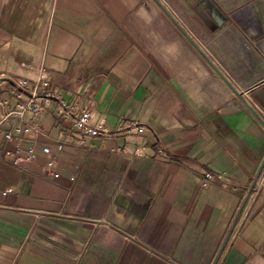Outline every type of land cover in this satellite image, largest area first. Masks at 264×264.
Masks as SVG:
<instances>
[{"label": "crops", "instance_id": "obj_1", "mask_svg": "<svg viewBox=\"0 0 264 264\" xmlns=\"http://www.w3.org/2000/svg\"><path fill=\"white\" fill-rule=\"evenodd\" d=\"M40 73L0 124V264H264V0H0V118Z\"/></svg>", "mask_w": 264, "mask_h": 264}, {"label": "built area", "instance_id": "obj_2", "mask_svg": "<svg viewBox=\"0 0 264 264\" xmlns=\"http://www.w3.org/2000/svg\"><path fill=\"white\" fill-rule=\"evenodd\" d=\"M14 91L19 96L22 94L23 90L26 86H29L28 96L26 99L20 101L13 108H9L5 111L2 118H0V124L8 117L14 116L20 120H22L27 112L30 113H38L41 111V100L49 97L51 95L49 90L48 81L43 76L42 73L38 75V77L33 81H28L27 79H21L15 83H13ZM59 114L67 119H71L74 128L81 134L97 137V136H114L117 133H140L143 132L145 127L135 121H126L119 124L115 129L109 128L104 121H98L94 123L91 118V113L89 109L86 108H78L75 104H70L66 102H59L58 107ZM24 134L29 135L36 129L35 125L26 124L19 128ZM5 137L10 138L11 134L9 132L5 133ZM62 147L61 144H58V148ZM42 151L48 155L50 149L48 146H44ZM20 157H15L12 162L14 164L18 163ZM53 160L51 158L46 159V165L44 166L45 170L48 173L53 175H57V173L52 170ZM215 174L211 171H205L204 177L201 181L202 185H207L208 180L212 178ZM12 188L8 187L3 190V193L11 191ZM235 224V223H234ZM234 224L231 227V232L234 230Z\"/></svg>", "mask_w": 264, "mask_h": 264}, {"label": "rangeland", "instance_id": "obj_3", "mask_svg": "<svg viewBox=\"0 0 264 264\" xmlns=\"http://www.w3.org/2000/svg\"><path fill=\"white\" fill-rule=\"evenodd\" d=\"M232 227V226H231ZM231 227H230V229H231ZM230 231V230H229Z\"/></svg>", "mask_w": 264, "mask_h": 264}, {"label": "water", "instance_id": "obj_4", "mask_svg": "<svg viewBox=\"0 0 264 264\" xmlns=\"http://www.w3.org/2000/svg\"><path fill=\"white\" fill-rule=\"evenodd\" d=\"M231 230V229H230ZM214 264V263H213Z\"/></svg>", "mask_w": 264, "mask_h": 264}]
</instances>
